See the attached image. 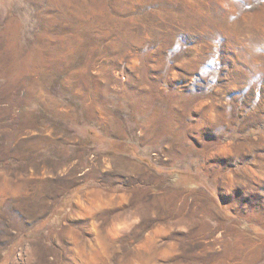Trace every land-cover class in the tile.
<instances>
[{
  "label": "rangeland",
  "instance_id": "rangeland-1",
  "mask_svg": "<svg viewBox=\"0 0 264 264\" xmlns=\"http://www.w3.org/2000/svg\"><path fill=\"white\" fill-rule=\"evenodd\" d=\"M0 264H264V0H0Z\"/></svg>",
  "mask_w": 264,
  "mask_h": 264
}]
</instances>
